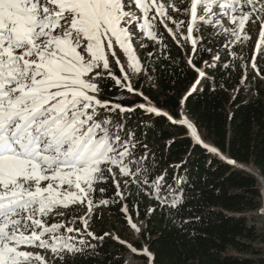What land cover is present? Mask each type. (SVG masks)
Instances as JSON below:
<instances>
[{"label": "snow or ice", "instance_id": "obj_1", "mask_svg": "<svg viewBox=\"0 0 264 264\" xmlns=\"http://www.w3.org/2000/svg\"><path fill=\"white\" fill-rule=\"evenodd\" d=\"M203 26L211 36L227 38L226 50L250 41L249 28L259 29L250 61L235 51L228 55L248 61L234 65L245 73L242 82L248 68L254 79H264L257 64V55H264V0H0V264H63L68 257L94 255L91 241L111 233L97 237L89 221L97 209L114 203L140 232L124 203L132 186L150 194L157 206L178 208L180 197L166 175L153 179L147 160L135 155V132L112 117L143 110L186 126L197 143L209 148L185 112L174 118L153 104L130 75L144 71L134 42L141 48L147 47L144 38L159 44L161 27L177 44L188 42L186 63L198 79L182 97L183 109L206 76L193 58L205 41ZM105 79L143 102L127 106L102 99ZM109 182L113 195L97 198L96 193L105 196ZM77 207L85 213L69 217ZM77 223L82 227H74ZM114 239L154 264L148 248L137 250Z\"/></svg>", "mask_w": 264, "mask_h": 264}, {"label": "trees", "instance_id": "obj_2", "mask_svg": "<svg viewBox=\"0 0 264 264\" xmlns=\"http://www.w3.org/2000/svg\"><path fill=\"white\" fill-rule=\"evenodd\" d=\"M158 30L164 32L159 44L144 38L147 47H140L147 54L153 53L146 54L145 63L155 83L139 77L133 86L174 118L179 111L185 112L209 148L197 143L186 126L166 118L139 109L113 114L114 121L123 120L135 132L139 140L135 155L147 160L153 179L166 175L167 184L180 197V205L176 209L157 206L150 194L132 186L124 203L129 205L133 219L144 223L140 238L129 239L130 225L120 204L115 203L105 207L104 214L96 210L89 221L90 230L97 237L103 236L111 233L107 230L110 224L109 230L120 240L130 242L137 250L148 248L155 256L154 264H264V233L251 216L263 204L264 79H254L255 73L248 68L247 79L242 82L245 73L234 67L251 60L255 42L245 52L248 61L235 60L228 55L230 49L219 47L220 39L210 35L212 30H201L205 41L193 58L205 69L206 76L181 109L182 97L198 79L186 63L191 50L177 44L162 27ZM235 52L242 55L239 49ZM216 56L220 59L215 60ZM257 64L264 71V55H257ZM114 71L120 74L115 66ZM102 87V99L127 106L143 102L141 97L117 88L111 79H105ZM212 147L218 152L213 153ZM106 187L104 197H111L115 189L111 182ZM91 243L96 245L94 255L68 257L63 264H150L148 258L131 252L112 235Z\"/></svg>", "mask_w": 264, "mask_h": 264}, {"label": "rangeland", "instance_id": "obj_3", "mask_svg": "<svg viewBox=\"0 0 264 264\" xmlns=\"http://www.w3.org/2000/svg\"><path fill=\"white\" fill-rule=\"evenodd\" d=\"M181 18L183 19V17H181ZM169 26L170 27H174V25H171V24ZM205 29L208 30V27L207 26H203L202 27L203 32H205ZM183 31L186 33V29H184ZM258 32H259V29L255 28V27L249 28V33L252 36V39L250 41L246 42L244 45H239V44L233 45L232 48H230V50L231 51H235V50L239 49L241 51V49L243 48V53H241V54L243 56H247L245 54V52H247L249 46H253V43L254 42L257 43V41H258ZM219 39H220L219 40V43H218L219 44V47L221 46L223 48L224 47V44H225V42L227 40V38H225L223 36H220ZM180 43H182L183 46H187V47H189L191 49V45L188 42H186L184 40H180ZM134 47H135V50H136V54L141 59V63H142V67L144 68V71L141 72V73H139V74H135V73H131L130 72V75L132 77V83L134 84L135 80L137 78H139V77H145V79H146L147 82L154 84L155 83L154 82V77L151 74H149V72L146 69V63H145V56L147 54L146 51H143L142 49H140L139 45H137L136 42H134ZM117 54L121 57V60L126 63L124 54L122 52H120L119 50H117ZM242 61H244V60H242ZM116 75L117 76H120V74H116ZM263 186H264V183H263ZM96 196L99 197L97 194H96ZM103 198H105V197H103ZM104 208H100L99 209V212L101 214H104L106 212V210ZM78 209L81 211V212H79V214H77L78 216L79 215H83L85 213V211H86V209L83 208V207L72 208V209L69 210V212L67 213V215L69 217H71L73 215H76V212L79 211ZM261 209H264V189H263V204H262V206L258 210H256L255 212L251 213L252 219L256 222V224L260 228L261 232L264 233V213L261 212ZM133 222L137 223L141 227V230L143 229V227H144L143 221H141L140 219L137 218V219H133ZM107 226L110 229V224L107 223ZM74 227L78 228L77 225H74ZM101 227L102 226L99 223L98 224V228H101ZM109 229H107V230L109 232H111V235L116 237L115 233L112 230H109ZM140 232H136L134 229L131 228L127 232V236L129 237V239H132V240L139 239L140 238ZM128 243H130V242H128ZM263 247H264V244H263ZM127 258L128 259H131V256H130L129 253L127 254ZM58 262L59 261H57L56 264Z\"/></svg>", "mask_w": 264, "mask_h": 264}, {"label": "water", "instance_id": "obj_4", "mask_svg": "<svg viewBox=\"0 0 264 264\" xmlns=\"http://www.w3.org/2000/svg\"><path fill=\"white\" fill-rule=\"evenodd\" d=\"M248 169H250V168H248ZM256 175L259 177V179L262 181V183H263V178H262V176L261 175H259L258 173H256Z\"/></svg>", "mask_w": 264, "mask_h": 264}]
</instances>
